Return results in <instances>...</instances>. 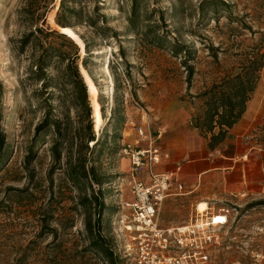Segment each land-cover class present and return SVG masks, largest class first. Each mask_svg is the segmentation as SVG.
Returning a JSON list of instances; mask_svg holds the SVG:
<instances>
[{"label": "rangeland", "instance_id": "374dc122", "mask_svg": "<svg viewBox=\"0 0 264 264\" xmlns=\"http://www.w3.org/2000/svg\"><path fill=\"white\" fill-rule=\"evenodd\" d=\"M42 1L0 0V131L5 137L0 152L4 154L0 163V264H110L89 244L84 224L88 216L92 221L95 216L81 205L83 196L102 191L110 207L100 220L101 232L111 238L110 220L117 195L114 179L122 171L127 177L129 171V162L117 152L122 134L126 140L131 134L134 139V130L143 127V120H148L152 131L166 116L184 110L198 130L210 136L205 124L213 108L219 107L227 82L241 69L243 61L238 54L249 53L260 43L258 23L241 17L254 14L253 19L257 18L264 0H221L232 6L233 16L242 19L234 23L224 11L219 12L217 22L213 21L209 7L203 19L199 8L206 0H138L131 24V0H83L76 4L77 17L69 18V32L54 23L53 10L59 0H53L45 25L39 21L37 28L66 33L81 49L83 40L89 44L86 65L95 84L81 66L85 57L81 49L78 67L93 94L94 133L99 145L94 148L89 143L88 150L75 138L79 125L74 111L69 110L70 86L59 75L63 66L54 68L56 58L49 68L55 85L49 90L51 96L44 95L48 100L39 103L38 97L29 93L40 87L26 77L42 46L69 44L64 36H38L35 44H41L40 49L28 45L19 51V40L34 30L24 10L29 8L36 18L38 11L34 9ZM87 18L96 24L91 26ZM173 44L180 47L176 55L171 52ZM69 47L65 49L68 52ZM108 62L109 75L105 71ZM263 87L264 66L251 98L258 90L264 92ZM98 99L104 107V119ZM50 108L52 120L61 121L60 130L65 135L59 158L51 151L57 131L52 126L38 130ZM112 109L123 119L118 127L116 117L110 119ZM68 117L75 120L71 125ZM215 120L213 117L217 133ZM254 135L253 140L264 148V115ZM83 160L86 170L93 166L95 176L108 183L98 186L88 180L91 189L85 193L73 186L69 166ZM125 200L133 202L128 193ZM258 202L263 204L254 205ZM163 205L161 223L173 219L187 222L195 215L197 203L178 197ZM223 207L230 210V224L220 233L221 245L211 252L212 264H264V199ZM129 213L126 210L125 214Z\"/></svg>", "mask_w": 264, "mask_h": 264}, {"label": "trees", "instance_id": "16d2710c", "mask_svg": "<svg viewBox=\"0 0 264 264\" xmlns=\"http://www.w3.org/2000/svg\"><path fill=\"white\" fill-rule=\"evenodd\" d=\"M83 0H59L58 8H55L53 12L56 13L54 18V23L61 28V30L66 29L67 27L72 28V25L69 22L70 17H77L78 10L76 9V4L80 3ZM137 1L138 0H131V13L132 17L129 18V23L131 24L133 19L135 18V12L137 9ZM53 0H44L42 3L38 4L37 7L34 9L38 11L36 18H33L34 13L29 8L25 9V13L27 17H29L30 22L28 24L34 27L33 31H30L28 34L24 35L20 40V48L19 51H22L26 46L32 45V47L36 48V45L40 49L41 44L39 43L38 36H42L43 38L53 37L61 38L62 36L69 39V44H65L64 42L59 44L58 46L48 43L46 46H42L40 54L32 63L29 74L26 77L27 80L38 82L40 87L34 90H30L29 93L32 96L38 97V102L43 103L48 99L44 98L51 96V88H53L54 78L51 75L50 67L53 63V59L56 58L55 67L60 69V65L63 66L61 71H59V75L62 77L64 84L66 86H70L71 92V102L69 106V110H73L75 113L74 119H76L77 124L79 125L77 128V133L75 138L79 141L81 147L85 150H88V144L91 143L92 147H97L99 145V139L95 137L94 131V112L95 109L93 108V94L90 92L87 82L82 78L79 72L78 61L80 58V51L82 50L85 53V57L81 62V66L84 70L88 73L89 77L92 79L90 73L88 72L87 68V61L90 58V51H89V44L88 42L83 40V47L82 49L78 46V44L74 43L68 34L66 33H56L54 30L49 29H42L37 28V23L41 21L42 25L46 23V14L49 10L50 5L52 4ZM98 1H95V10H98ZM211 8L210 13L213 15V21L217 22L218 14L221 11L226 13V18L234 23L241 21V18H252L251 21L258 23L259 25V34H260V43L254 47L249 53H241L238 54L241 58L243 63L241 64L240 71L226 84V90L221 97V103L219 107L213 108V113L209 121L205 124V132L210 135V147L217 145L220 143L225 133L228 129H230L242 116L245 111L246 104L251 99V95L254 92L256 84L259 80V73L264 66V5L260 7V11L258 13L257 18L253 19V15L245 16L238 18L233 16L231 12L232 6L230 4H226L221 0H206L200 4L199 12L202 15L203 19L204 16L208 14V10L206 8ZM102 19L101 23H104ZM88 23L91 26L95 25L96 22L87 18ZM65 27V28H64ZM102 32L104 30L99 28ZM134 30V27L131 28ZM244 29L252 31L251 26L244 25ZM114 34L113 37H115ZM63 37V38H64ZM160 45V44H159ZM70 46V47H69ZM70 48L71 51L68 52L65 49ZM178 44H173L171 52L173 54H178L180 52ZM81 49V50H80ZM120 54V59H125L124 52L121 47L118 50ZM22 53V52H21ZM216 57V55L214 56ZM57 65V66H56ZM110 68V64L108 62L107 65ZM128 74V71H127ZM113 75V74H112ZM114 77V75H113ZM93 83L95 84L94 80L92 79ZM116 82V79L114 78ZM116 85V84H115ZM114 92L116 91V86H114ZM39 94V96L37 95ZM115 103V96L113 98ZM100 105V113L102 119H104V107L103 104L98 99ZM220 108V110L218 109ZM52 108L50 111L47 112L44 121L38 127V130H42L44 127L49 126L53 127L55 131H57V138L53 141L52 144V154L55 158H59V147L61 146L62 142L65 139V135L62 134L60 130L61 121L59 120H52ZM112 116L116 117L115 126L118 127L122 124L123 119L120 116H116L115 109L111 110ZM213 117H216L215 124L218 128V132L214 133L213 126ZM72 118H67L68 125H71L73 121ZM109 119V120H110ZM116 136V134H115ZM114 136V137H115ZM119 142V140H118ZM5 145V137L3 132L0 131V152L4 149ZM118 145V144H117ZM118 147V146H117ZM118 152V148H117ZM3 155H0V163L2 162ZM80 164L79 162L74 165L73 168L69 166V173L70 182L73 186L78 187L79 190H82L83 193L86 192V189H91V187L87 186V181H93L96 185H101L104 180L98 179L94 173V167L90 166L89 168H85V164ZM115 177L114 181L116 182ZM113 181V183H114ZM108 183V181L104 182ZM83 202L81 203L82 206L88 208L92 214L95 216L94 220H91V216L86 219L84 227L86 234L89 239V244L101 255L108 258L110 264H119V258L117 253L115 252V242L114 236L112 234L111 238H107V236L102 235L100 220L103 217L104 213L107 210V206L103 200V193L101 190L98 192L92 193L91 196H83ZM263 204V202H258L254 205ZM115 209L114 206H112ZM114 218V213L111 216V229H112V221Z\"/></svg>", "mask_w": 264, "mask_h": 264}, {"label": "built area", "instance_id": "2783aa9c", "mask_svg": "<svg viewBox=\"0 0 264 264\" xmlns=\"http://www.w3.org/2000/svg\"><path fill=\"white\" fill-rule=\"evenodd\" d=\"M144 121L143 127L134 130L142 140L145 130L150 129L148 120ZM130 125L135 128V124ZM159 135L157 130L156 137ZM124 137L122 134L118 142V156L129 162V171L127 177L123 172L117 175L112 221L119 264H212L211 252L222 243L220 233L230 224V210H214L207 205L203 212H195L187 224L163 227L162 205L168 197L181 195L184 187L176 173H155L154 167L164 154L155 145L152 134L146 139V148ZM127 193L133 199L130 204L125 200ZM220 216L224 220L216 222Z\"/></svg>", "mask_w": 264, "mask_h": 264}, {"label": "crops", "instance_id": "0c3cea01", "mask_svg": "<svg viewBox=\"0 0 264 264\" xmlns=\"http://www.w3.org/2000/svg\"><path fill=\"white\" fill-rule=\"evenodd\" d=\"M262 115L264 92L258 90L246 104L241 118L213 147L210 136L202 134L184 110L166 116L152 131L151 127L146 129L143 140L134 132V139L131 134V140L127 141L139 142V147L146 148L149 134L154 136L155 145L164 154L160 164L154 167L155 173H176L184 187L181 195L170 196L165 202L186 197L190 202H205L219 210L226 204L242 205L264 199V148L253 140ZM189 220L160 223L163 227L179 226Z\"/></svg>", "mask_w": 264, "mask_h": 264}, {"label": "bare ground", "instance_id": "6f19581e", "mask_svg": "<svg viewBox=\"0 0 264 264\" xmlns=\"http://www.w3.org/2000/svg\"><path fill=\"white\" fill-rule=\"evenodd\" d=\"M63 31L69 32V29H65ZM105 71H106L107 75H109L108 74V66L105 68ZM196 206H197V208H196ZM196 206L194 208V211L197 212V213H201V212H203L206 209L207 204L205 202H200ZM223 220H224V218H222L220 216V218L218 220H216V222L217 221L222 222Z\"/></svg>", "mask_w": 264, "mask_h": 264}, {"label": "water", "instance_id": "95a60500", "mask_svg": "<svg viewBox=\"0 0 264 264\" xmlns=\"http://www.w3.org/2000/svg\"><path fill=\"white\" fill-rule=\"evenodd\" d=\"M65 28V27H64ZM60 33V32H59Z\"/></svg>", "mask_w": 264, "mask_h": 264}]
</instances>
